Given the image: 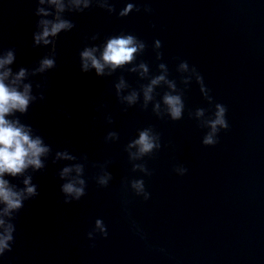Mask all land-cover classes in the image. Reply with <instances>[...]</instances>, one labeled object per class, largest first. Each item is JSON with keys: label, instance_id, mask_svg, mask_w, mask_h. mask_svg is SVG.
Returning <instances> with one entry per match:
<instances>
[{"label": "water", "instance_id": "95a60500", "mask_svg": "<svg viewBox=\"0 0 264 264\" xmlns=\"http://www.w3.org/2000/svg\"><path fill=\"white\" fill-rule=\"evenodd\" d=\"M38 2L0 0V49H15L14 68L32 67L51 47L33 45ZM137 2L141 10L126 17L95 4L66 13L75 26L57 38L55 68L33 78L45 84V99L21 119L54 150L68 148L85 164V195L64 203L57 171L68 162L49 159L44 170H29L38 195L15 214L14 242L0 264H264V0ZM112 3L118 11L124 0ZM121 31L146 44L132 63L143 60L153 73L166 63L178 87L177 64L186 60L197 68L214 101L227 108L229 127L219 131L216 144L201 143L207 129L189 116L197 107L209 108L195 81L184 90L182 119L173 121L157 117L151 102L141 109L142 96L124 110L115 83L121 77L134 88L147 82L127 70L131 63L110 74L105 69L102 77L94 69L80 71L83 47ZM93 34L97 39H90ZM148 126L160 134L161 148L143 158L151 172L144 175L133 171V163L142 161L130 160L125 148L137 129ZM110 130L118 139L106 143ZM105 161L112 179L101 187L93 165ZM178 165L187 169L183 175L174 171ZM141 177L147 200L128 185ZM9 179L19 185L22 177ZM96 218L108 235L90 241Z\"/></svg>", "mask_w": 264, "mask_h": 264}, {"label": "clouds", "instance_id": "9594fccd", "mask_svg": "<svg viewBox=\"0 0 264 264\" xmlns=\"http://www.w3.org/2000/svg\"><path fill=\"white\" fill-rule=\"evenodd\" d=\"M93 4L105 9L109 14L116 12L118 17H126L133 11L141 10L137 0H124L123 7L118 11L112 0H39L34 10L37 20L36 30L32 32L33 45L51 47L32 67L19 65L15 68L13 67L16 60L15 49H0V257L11 251L16 231L15 214L24 206L25 201L38 195V187L32 182L33 177L29 170L33 173L44 170L49 159L52 164L59 161L68 162L57 171L64 203L78 201L85 195V164L76 162L78 157L68 148L54 150L45 142L44 137L21 117L28 112L30 105L45 99V84L33 78L43 76L55 68L57 38L59 34L68 32L75 26L66 13L83 12ZM143 11L150 13L151 8L145 4ZM90 39H97V35L93 34ZM152 47L155 59L161 61L162 53L159 51L161 41L155 39ZM145 48V42L133 33L121 31L111 34L101 45L85 46L79 51L80 71L89 73L94 69L96 77H102L105 75V69H108L110 74L131 63L132 66L127 70L136 73L140 80L147 82L134 88L121 77L119 82L115 83V95L124 106V110L138 105L142 96V103H139L141 109H147L151 102L152 112L157 117L166 116L173 121L182 119L185 110L184 90L195 81L209 108L197 107L194 112H189V116L195 118L200 127L207 129L201 143L216 144L219 131L229 127L226 106L214 101L201 73L186 60H181L176 66V71L181 74L180 83L183 87H178L176 79L169 78V68L164 62L157 64L158 71L155 73L150 72L148 63L143 60L132 63L137 61V57ZM158 88L163 89L162 93L157 92ZM105 120L111 124V114H107ZM117 139L118 133L112 130L104 137L106 143L115 142ZM160 148V134L151 126L137 129V135L125 148L130 160L142 161L133 163V171L150 175V169L146 167L143 158ZM84 159H87L86 154ZM108 163L105 161L93 165L98 169L93 179L101 187H106L112 179L111 172L107 170ZM174 171L178 175H183L187 169L183 165H178ZM9 177L13 179L22 177V180L18 185ZM128 185L137 196L149 199L150 193L146 190L142 177L130 179ZM97 234L108 235L107 226L101 218L95 219L87 237L93 241Z\"/></svg>", "mask_w": 264, "mask_h": 264}]
</instances>
